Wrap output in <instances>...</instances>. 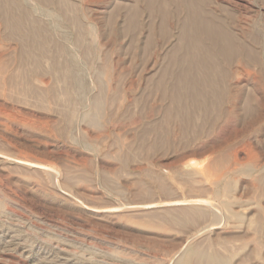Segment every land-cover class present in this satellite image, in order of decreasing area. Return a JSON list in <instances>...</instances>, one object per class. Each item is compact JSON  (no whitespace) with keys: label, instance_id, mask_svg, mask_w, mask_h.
Wrapping results in <instances>:
<instances>
[{"label":"rangeland","instance_id":"1","mask_svg":"<svg viewBox=\"0 0 264 264\" xmlns=\"http://www.w3.org/2000/svg\"><path fill=\"white\" fill-rule=\"evenodd\" d=\"M65 1L71 16L49 0L42 18L55 21L79 60L81 97L61 89L46 61L30 80L13 76L18 47L0 27V264H264L258 67L246 62L252 77L241 80L244 93L258 94L253 121L238 110L237 121L185 138L178 122H165L167 103L155 88L178 34L174 10L163 35L146 0ZM209 1L235 29L263 34L264 0ZM94 97L102 104L96 112Z\"/></svg>","mask_w":264,"mask_h":264},{"label":"bare ground","instance_id":"2","mask_svg":"<svg viewBox=\"0 0 264 264\" xmlns=\"http://www.w3.org/2000/svg\"><path fill=\"white\" fill-rule=\"evenodd\" d=\"M48 1L49 0H0V27L2 26L7 39L8 40L12 39L13 41H15L16 42L15 45H17V47H18L17 52H15L16 54H15V58H14L15 67L13 66L14 68H13V70H10V72L12 71L11 74L13 76L17 77L18 80H19V78L21 80L22 79L23 80H30V77L38 76L43 71V62L46 61V64H49V68H48L49 73H51V75L52 74L57 75V77L59 76V78H61L64 81L65 86L63 88H61V87L60 88L64 89L65 93H67L68 95H69V92H71V93H74L75 96L77 95V96L81 97L82 93L85 90V85H86V84L84 85L85 80L83 81V77H82L84 71L82 72V67H81L80 63L78 62L79 60H77L74 57V55L72 54L70 46L65 44V38L62 39V38L57 37L56 30H55L57 25L55 26V24H54L55 21L54 22L50 21V22L46 23L43 20L42 16L45 17V15H46V17H47L50 14V13L48 14L47 10L43 9V4H46V2H48ZM146 1L147 2L145 3V5L147 4L146 6L150 9V10H148V12L149 11H150V13L156 12L155 14H157V15H153V14L152 15L154 17L155 16L158 17V19H159L158 22L160 23L159 25L161 27L158 29H160V33L163 35L167 34L168 30H167L166 26L168 27V25L166 23L169 22L168 20H169L170 16L173 15L170 12L171 11L170 8L172 10H174V12L177 14V16L176 15L174 16V17H177V24H178V28H179V29L177 28L178 34H175V35H177V38H176L175 44H173V46L171 45L172 46V49H170L171 51L169 50L170 53H168V56H167L168 57L167 58L168 63L166 61V63H167L166 67L162 70L161 74H159L160 76L156 77L157 81H156V87L155 88H157V90L160 91V94H159V96L161 98L160 100L166 101L165 103H167L166 106L163 104L165 106V107H163L165 122L166 123L172 122V121L178 122L176 124H178L179 131L181 130L180 133H182V136H184L185 138H187V137L193 138L194 136H197L198 134L199 135L203 134V136L205 135V133L208 134L207 130H210L212 127H215V125L219 123L218 121L219 120L222 121L224 118L227 119L230 116L233 118V116H235L234 118L237 121L238 117H236V112L238 110L239 111L241 110V113H243L244 115L247 114L246 117H248V114L250 115V113L254 114L255 105L253 107V103H252V98H253L252 95H254V92L251 91V92H253L252 95H251V93H247L248 91L247 92L245 91L246 93H244V90L246 89L247 86L243 85V83L241 84V80L242 79L244 80L245 79L244 77L246 75L250 76V75H248L249 72L247 73V71H246V62L249 64H253V65L258 67L259 72H260V74H257V77L256 78L254 77V79L256 80V83H258L259 86L264 89V32H263V34H259L260 30H258V33L256 31L254 32L252 30V32L246 34L247 29L241 30V31H239V29H235V27L231 26L232 24H234V22L232 24H231V22H228L227 21L228 19H226L225 16H223V13H221V10H220V12L219 11L216 12L217 9L212 6L213 4H211V2L209 0H146ZM39 5H42V7ZM57 6L59 7L61 14L63 16H65V17L71 16L69 13V8H68L69 5L65 0H58ZM51 7L52 6H50V8ZM135 14H136L135 11L130 14V17H131L130 23L133 22ZM62 15L60 17H62ZM58 16H55V17L57 18ZM52 18H53V16H52ZM171 18H172V16H171ZM227 18H229V16H227ZM70 19L72 20L71 17H70ZM230 20L231 19H229V21ZM170 23H168V24H170ZM75 24L77 25V23H75ZM175 24H174V26H175ZM235 26H237V25H235ZM174 28H173V30H174ZM240 29H242V28H240ZM256 29H259V28H256ZM81 32H82V29H81ZM137 32H138V30H137ZM260 33H261V31H260ZM67 37H68V35H67ZM150 37L151 36H149V38ZM147 39H148V37H147ZM148 41H150V40H148ZM173 42H174V40H173ZM4 46H5V44H4ZM12 47H14V46H12ZM82 58H83V56L81 57V60H82ZM85 60H84V64H85ZM0 63H2V61H0ZM233 63H236L238 65L237 67L239 69L236 67L233 69L232 68ZM3 68H4V66H3ZM99 68H100V66H99ZM3 71H4V69H3ZM256 72H257V68H256ZM8 74H10L9 71H8L7 75ZM0 75H3V74H0ZM54 77L56 78V76H54ZM250 77H252V74ZM52 79L53 78H51V80ZM232 79H234L236 83H239V84L233 85V86L237 87V88H235L236 89L235 93H233L234 92L233 90H232L233 92L231 91L232 84L230 83V81H232ZM4 80H5V78H4ZM47 80H49V78ZM167 80H169V83L166 82ZM252 81L254 82L253 79H252ZM10 82H12V81H10ZM20 82L22 83V81H20ZM55 82H57V81H55ZM102 82L103 81H101V83ZM235 82L233 81L232 83H235ZM248 82H249V80L247 81V83ZM15 83H17V82H15ZM17 84H19V83H17ZM61 84H62V82H61ZM98 84H99V82H98ZM252 85H254V83H252ZM59 86H61V85L59 84ZM16 87L18 88V86H16ZM39 87H41V86H39ZM103 87L99 86L98 91L100 92L103 89ZM249 87L250 86H248V88ZM254 88H255L254 90H256L255 86H254ZM42 89H43V87H42ZM47 90H48V88H47ZM258 90H259V87H258ZM27 91H30V90H27ZM61 91L64 93L63 90H61ZM103 91H104V89H103ZM42 93H43V91H42ZM58 93H61V92L59 91ZM104 93H105V91H104ZM85 94H87V91ZM56 95H58V94H56ZM94 95H96V94H94ZM98 95H99V93H98ZM107 95H109V94H107ZM257 95L258 94H256V96L254 95V97H257ZM262 95H263V93H262ZM259 96H261V95H259ZM70 98H71V96H70ZM259 98L260 97H258V99ZM82 99H84V97ZM102 99H103V97H102ZM106 99H108V98H106ZM67 100L68 99L66 98V101ZM163 101H161V103ZM254 101L257 102V106H259L261 109L262 101L261 100L259 101V103H261L260 104L261 106L258 105L259 103L257 100L254 99ZM256 102H254V104H256ZM100 104H101V100L99 98L94 97V99L92 100V106H93V109L95 112L98 111V109L100 110V108H99ZM161 108H162V106H161ZM262 109H263V107H262ZM255 112H258V114H260L259 111H255ZM163 113H162V115H163ZM262 114H261V116H262ZM241 115H240V117H241ZM244 115L241 117L242 119L244 118ZM261 116H259V117L261 118ZM263 116H262V118L264 119ZM241 118H240V121H242ZM244 119H245V121H247L249 119V117H248V119H246V118H244ZM251 119L253 121V118H251ZM251 119H249V120H251ZM259 119H258V121H256V124H258L257 122H261L260 121L261 119L260 120ZM263 119H262V121H263ZM161 120H162V118H161ZM221 121H220V123H221ZM231 121H232V119H231ZM220 123H219V125H220ZM227 123H228V119H227ZM172 124H173V122H172ZM256 124H255V126H256ZM244 126H243V128H244ZM260 126H262V125H260ZM162 127L164 129L163 124H162ZM257 129L260 132L259 126ZM216 130H217V127H216ZM213 131H215V130H213ZM255 131H257V130H255ZM158 132H160V131H158ZM210 132L211 131H209V133ZM262 132H263V130H262ZM257 133H258V131H257ZM198 139H200V138H198ZM246 146H247V144L244 145V148ZM246 150H247V147L244 151H246ZM248 150H250V149L248 148ZM252 151H254V150H251V152ZM248 153H250V152H248ZM257 153H258V151H257ZM254 154H256V152ZM248 156H250V155H248ZM249 159H251V157H249ZM253 159H254V157H253ZM218 160H219V158H218ZM255 160L256 159H254V161ZM258 162H259V160H258ZM258 162H255V164ZM262 162H261V165H262ZM208 163H209V161H208ZM238 163H241L240 167L243 168L244 164L247 163V161L243 164L242 161L239 160ZM238 163H235V164H238ZM248 163L246 164V167H249ZM213 164H214V162H213ZM186 165L190 166L189 164H186ZM204 165H206V164L204 163ZM209 165L210 164H208V166ZM219 166H220V163H219ZM258 166H259V163H258ZM238 167H239V165H238ZM252 168H253V166H252ZM261 168H262V166H261ZM186 169H189V168L186 167ZM200 169H202V168H200ZM262 169H264V166ZM221 170H220V172H221ZM213 171H214V169H213ZM243 171H244V169H243ZM249 171H251V170L249 169ZM232 172H233V170H232ZM256 173L253 174V176H252L253 178H254V175ZM255 177H256V175H255ZM218 178H216V179H218ZM255 179L257 180L256 183H258L259 186L261 188H263V190H264V171L261 174H259ZM252 180L254 181V179H251V182H252ZM219 181H221V179ZM215 183L216 182H213V184H215ZM256 188H258V187H256ZM263 190H261V191H263ZM260 192H258L257 194H259ZM261 193H260V195H261ZM262 194H264V193H262ZM226 207L228 208V206H226ZM260 214L262 215V213H260ZM260 217L262 218V216H260ZM202 258H203V256H202ZM220 264H221V262H220Z\"/></svg>","mask_w":264,"mask_h":264}]
</instances>
